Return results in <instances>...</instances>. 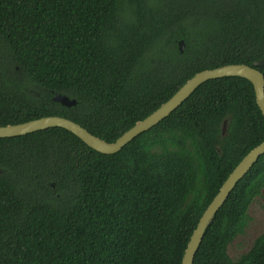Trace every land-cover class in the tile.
<instances>
[{
  "label": "trees",
  "instance_id": "trees-1",
  "mask_svg": "<svg viewBox=\"0 0 264 264\" xmlns=\"http://www.w3.org/2000/svg\"><path fill=\"white\" fill-rule=\"evenodd\" d=\"M261 59L264 0H0V126L59 116L113 143L196 73ZM263 141L241 77L205 82L115 154L62 128L1 138L0 264H182L200 217ZM263 190L264 155L193 264H264V234L228 252Z\"/></svg>",
  "mask_w": 264,
  "mask_h": 264
},
{
  "label": "water",
  "instance_id": "water-1",
  "mask_svg": "<svg viewBox=\"0 0 264 264\" xmlns=\"http://www.w3.org/2000/svg\"><path fill=\"white\" fill-rule=\"evenodd\" d=\"M178 45L181 52H183L185 48L184 41H180ZM263 65L264 60L261 59L253 62L251 65L228 64L196 73L168 101L163 103L157 110L145 119L138 121L132 128H130L113 143L106 142L105 140L90 133L78 123L59 116H47L21 124L0 126V139L24 136L37 131L47 130L49 128H62L74 134L88 147L97 152L108 155L115 154L129 144L133 139L152 129L167 118L202 84L209 80L224 77H241L250 81L254 87L257 105L264 116V74L258 70V68ZM53 100L66 107L76 106L77 104L74 99H70L62 94H56L53 97ZM227 123V120H224L222 123L221 129L223 136L226 134ZM263 155L264 141L245 155L230 173L228 178L224 181L219 192L200 217L185 249L182 264H193L195 255L201 245L205 232L213 222L215 215L223 206L230 193L236 187L237 183L244 178V176Z\"/></svg>",
  "mask_w": 264,
  "mask_h": 264
},
{
  "label": "rangeland",
  "instance_id": "rangeland-1",
  "mask_svg": "<svg viewBox=\"0 0 264 264\" xmlns=\"http://www.w3.org/2000/svg\"><path fill=\"white\" fill-rule=\"evenodd\" d=\"M251 221L243 235L238 236L229 246L228 252L233 259L246 253L256 238L264 234V190L249 208Z\"/></svg>",
  "mask_w": 264,
  "mask_h": 264
}]
</instances>
